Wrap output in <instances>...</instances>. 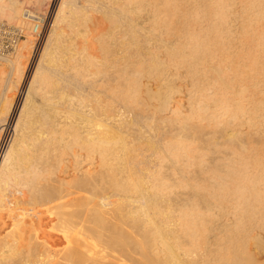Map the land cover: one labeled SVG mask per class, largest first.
Wrapping results in <instances>:
<instances>
[{"label":"bare ground","instance_id":"bare-ground-1","mask_svg":"<svg viewBox=\"0 0 264 264\" xmlns=\"http://www.w3.org/2000/svg\"><path fill=\"white\" fill-rule=\"evenodd\" d=\"M27 1L0 264H264V0Z\"/></svg>","mask_w":264,"mask_h":264},{"label":"rangeland","instance_id":"rangeland-1","mask_svg":"<svg viewBox=\"0 0 264 264\" xmlns=\"http://www.w3.org/2000/svg\"><path fill=\"white\" fill-rule=\"evenodd\" d=\"M1 1V0H0ZM23 1H27V0H23ZM38 0H28L26 3L24 2V5H25V8H27V9H34V7H37V9H39L38 7V4H36V6H35V3H38L37 2ZM32 5V6H31ZM48 5V4H47ZM30 7V8H29ZM45 7V6H44ZM43 7V8H44ZM48 6H46V8H47ZM55 9H56V7H55ZM55 9H52V8H50V9H43V12H41V13H43V14H40V17L41 18H38V19H36L35 17H33V16H31V17H33V18H28V19H26V22H28L32 27H34V25H35V29L34 30H32V34L34 35V38H35V40H36V44L34 45V49H37V50H40L41 48H42V46H44V44L48 41V39L50 38V33H49V29H50V26H51V22H52V17L54 16V13H55ZM46 10H48V11H46ZM50 11V12H49ZM49 12V13H48ZM48 13V14H47ZM51 14V15H50ZM53 15V16H52ZM51 16V17H50ZM24 17V16H23ZM49 18H51V19H49ZM21 19V18H20ZM45 19V20H44ZM32 22H31V21ZM42 20V21H41ZM44 20V21H43ZM7 20H4V19H0V23H5V24H8V25H14V26H16V27H20V30L22 31V35H21V37H20V39H19V42L21 43V40H24L25 38H27L28 39V31L30 30L31 31V28L29 29L27 26H20L19 24H16L15 22H6ZM20 21V20H19ZM31 22V23H30ZM42 22V23H41ZM38 23V24H37ZM39 25V26H38ZM26 28V29H25ZM28 29V30H27ZM26 30V31H25ZM18 42V44H20ZM17 44V46L15 47V49L12 51V52H9V53H7V54H1L0 53V106H2V107H0L1 108V110H0V112L1 111H4L6 108V103L8 104V101H11L12 102V100L14 101L15 99V97H16V92H15V90H16V88L18 87V85H17V82L15 81L16 80V76H14V75H17L16 73L15 74H13L14 72H15V69L13 68V66L14 65H10V64H12L8 59H11V58H14V56H15V54H16V51H17V49H18V47H19V45ZM12 54V55H11ZM39 55V54H38ZM14 70H13V69ZM3 70V71H2ZM8 71V72H7ZM1 72H3V73H1ZM13 72V73H12ZM6 77V78H5ZM11 79V80H10ZM14 81V82H13ZM6 83V84H5ZM12 83H13V85H12ZM14 83L16 84V85H14ZM10 84V85H9ZM16 86V88H14ZM8 89H10V90H8ZM14 91H13V90ZM26 89V88H25ZM9 91V92H8ZM13 91V92H12ZM17 91V90H16ZM11 92V93H10ZM5 94V95H4ZM11 94V95H10ZM24 94H25V91H24ZM24 94H23V96L21 97V100H20V103H19V105H18V108H17V112L20 110V107H21V104H22V101H24L23 99V97H24ZM7 95V96H6ZM4 96H6L5 98H4ZM11 96V97H10ZM13 96V97H12ZM9 100H8V99ZM13 98V99H12ZM6 99V100H5ZM2 100V101H1ZM4 102V103H3ZM11 102H9V103H11ZM4 105V106H3ZM20 106V107H19ZM3 108V109H2ZM19 109V110H18ZM4 121V120H3ZM3 121H1V122H3ZM11 130V128L9 129V131H6L5 133H4V135L6 136H4L3 138H2V145H0V149H1V147H2V149H4V147H5V145H7V142H9V136H10V131ZM9 132V133H8ZM8 133V134H7ZM5 141V142H4ZM0 151H2V150H0ZM258 255V259H260V260H264V255L263 254H257ZM18 264V263H17Z\"/></svg>","mask_w":264,"mask_h":264},{"label":"built area","instance_id":"built-area-1","mask_svg":"<svg viewBox=\"0 0 264 264\" xmlns=\"http://www.w3.org/2000/svg\"><path fill=\"white\" fill-rule=\"evenodd\" d=\"M21 35L22 31L19 27L0 23V53L6 54L13 51L17 46Z\"/></svg>","mask_w":264,"mask_h":264}]
</instances>
